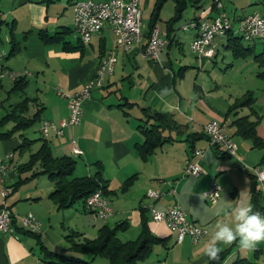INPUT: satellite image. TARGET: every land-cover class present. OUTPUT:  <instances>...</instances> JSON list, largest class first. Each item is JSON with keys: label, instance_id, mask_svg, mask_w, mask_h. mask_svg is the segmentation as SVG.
I'll return each mask as SVG.
<instances>
[{"label": "crops", "instance_id": "crops-1", "mask_svg": "<svg viewBox=\"0 0 264 264\" xmlns=\"http://www.w3.org/2000/svg\"><path fill=\"white\" fill-rule=\"evenodd\" d=\"M76 1L81 0H0L3 66L25 76L27 81L23 91L10 92L12 81L0 80V89L6 94L5 102L0 100V117L9 111L10 105L25 98L34 99L29 105V115L39 111L38 134L35 131L29 134L26 128L0 140V163L9 164L5 183L14 187L5 199L13 215L10 222L13 231L0 233V264H58L55 258H47L45 251L87 260L90 256L68 250L66 234L75 232L80 240L92 239L102 226H121L117 237L121 241H134L144 224L162 241L152 245L141 264H205L208 257L204 255V246L216 222L228 219L226 213L237 200L253 206V195L260 188L251 167L260 162L264 149L254 147L251 140L238 135L234 122L248 115L253 122L257 121V135L264 140V78L258 76L259 68L253 58L262 50V44L258 40H244L247 43L243 44L253 46L252 51L245 57H237L228 46V39L240 37L236 31L238 21L248 14L260 15L256 9L264 6V0H222L223 8L230 10L232 29L226 36L215 37V54L211 58L197 57L191 52L189 45L196 37V29H182L179 35L176 25L188 8L191 9L188 19L201 16L205 20L216 16L217 9L212 5L213 0L189 3L181 17L170 24L174 30L171 40L155 61L144 58L137 47L121 49L108 24L93 34L89 42L81 43L74 31ZM168 1L161 5L155 22L164 36L174 13V3ZM155 2L142 0L141 16L144 10H151V19ZM164 6L169 17L159 28ZM149 19L147 28L141 31L143 46L150 33ZM184 45L192 57L184 52ZM113 49L116 55L113 71L82 100L81 122L65 126L61 134L49 132L46 136L53 156H69L75 161L71 177H94L105 186L112 214L102 219L81 200L58 209L49 197L54 186L47 174L32 176L40 171L39 164L20 173L16 167L26 163L30 154L40 147L41 121L57 123L67 117L66 98L57 90L77 91L95 76L100 61ZM220 49L226 52L220 55ZM249 90L255 97L251 106L229 111L234 100ZM151 112L169 115L175 126L164 125L162 134L170 141L143 156L138 145L144 141L142 127L153 122L148 116ZM212 119L219 121L237 144V156L210 144L203 126ZM23 138L31 141L20 150L18 146ZM72 139L77 141L80 153L72 150ZM197 149H202V156L193 154ZM5 157L9 160L5 161ZM186 160L197 161L201 174L185 175ZM19 179L22 181L18 182ZM213 180L221 186V193L217 201L208 202L203 193ZM148 190L161 191L162 195L149 198ZM175 202L193 221L207 229L200 242L194 243L189 238L177 242L174 230L150 217L149 204L163 209ZM255 203V210L264 214V191L258 193ZM28 213L40 222L41 230L36 232L39 240L24 232L19 216ZM56 223L64 229L63 238L60 235L56 238L50 232ZM220 247L226 254L223 264L238 260L264 264V242L253 251L242 250L238 241ZM93 263L110 264L103 256L94 257Z\"/></svg>", "mask_w": 264, "mask_h": 264}, {"label": "built area", "instance_id": "built-area-1", "mask_svg": "<svg viewBox=\"0 0 264 264\" xmlns=\"http://www.w3.org/2000/svg\"><path fill=\"white\" fill-rule=\"evenodd\" d=\"M141 1L127 0L128 13V40L129 49L137 47L144 58L149 60H158L159 52L168 46L169 40L157 27H153L149 33L148 41L145 46L141 45ZM217 9V14L211 20H205L201 16L187 19L181 29H196V37L192 40L189 47L192 53L197 57L211 58L215 54L214 39L217 36H226L232 29V18L223 10L222 0H213ZM73 22L74 31L78 37H86L87 42L91 36L99 32V25L108 24L115 34V43H119V1L118 0H81L73 4ZM236 31L240 37L246 41L264 40V18L257 13L248 14L242 17L237 24ZM3 53L0 48V80L8 78L15 81L22 76L3 66ZM116 62L114 49L110 56V63L105 66H98L95 76L83 84L77 91L67 93L58 89L57 93L66 98L68 115L59 122L43 120L40 123L39 131L42 136H47L49 132L61 134L63 128L67 125H77L81 122L83 110L82 100L90 96L91 89L101 86L106 74L113 71ZM203 131L209 139L210 144L222 147L225 152L231 156H237V144L231 136L224 132L222 124L217 120H209L204 126ZM72 150L80 153L77 141L72 139ZM194 155L200 157L203 154L202 149L194 150ZM11 156V154H9ZM9 169L8 163H0V233H11V220L13 215L6 205V197L12 192V187L5 183V175ZM256 181L259 183L261 191H264V167L255 165L251 167ZM202 169L197 161L186 160L184 164L185 175L198 176ZM221 193V186L213 180L207 190H204L203 196L208 202L217 201ZM146 195L149 198L157 199L162 195L161 191L148 190ZM86 206L92 210L99 218H107L112 214L109 202L100 201L96 197L95 191L87 197ZM150 217L155 222H162L168 228L176 232L177 242L189 238L192 242H200L207 233V229L193 221L188 213L178 203L158 209L153 204L147 206ZM22 226L32 232H40L41 226L39 220L32 214H23L19 216Z\"/></svg>", "mask_w": 264, "mask_h": 264}, {"label": "trees", "instance_id": "trees-1", "mask_svg": "<svg viewBox=\"0 0 264 264\" xmlns=\"http://www.w3.org/2000/svg\"><path fill=\"white\" fill-rule=\"evenodd\" d=\"M166 0H156L152 17L149 23L150 31L155 27L156 19H158V13L161 5ZM174 3V13L169 20V26L167 27V38L170 42L171 33L173 29L170 24L179 19L183 11L187 8L189 3H197L198 0H172ZM215 7L214 4H212ZM196 18V16L194 17ZM264 18V17H262ZM230 32V31H229ZM228 32V33H229ZM227 33V34H228ZM262 44V50L253 55L254 60L259 68L258 76L264 78V40H259ZM229 47L232 49V53L237 57H245L252 51L250 44H243L242 37H229ZM255 41V40H253ZM12 88L10 92H21L26 87L27 81L25 76H20L12 82ZM253 91H246L241 96L237 97L233 104L229 107V111H237L242 107H250L255 101ZM34 100V99H33ZM32 99L25 98L22 101L10 105L9 111L2 117H0V140H5L13 136L14 133L31 127L39 120V111L29 115V105ZM36 105V102H35ZM153 120L148 126H143L141 132L143 133L144 141L138 145V149L143 156H146L156 146L170 141L169 137H165L163 132L164 125L175 126L172 123L171 117L167 114L160 112H151L148 115ZM236 133L245 139L251 140L254 147L264 149V140H262L256 132L257 121L251 120L248 115L238 117L235 122ZM10 125V128L6 129V126ZM42 143L38 150L30 154L26 163L18 165L16 171L18 173L32 169L35 164H39L40 171L33 172L32 176H36L40 173L47 174L48 178L52 182L54 188L50 192L49 197L58 209H63L71 206L74 202L81 200L85 203L87 197L94 191L100 190L102 194H106L105 186L94 177H71L75 161L69 156L55 157L51 153L47 138L45 136L40 137ZM31 141V140H30ZM29 140L23 138L18 148L23 150L29 145ZM258 166L264 167V156H262ZM22 181L21 179L18 182ZM13 189L14 187L11 186ZM259 189L253 195V208L256 209L257 204L255 198ZM119 227L110 228L108 226H102L98 230V234L95 238L78 239L76 233H68L65 238L69 243L68 250L81 255L90 256V259H83L75 255H63L53 252L45 251L47 258H55L54 262L58 264H94L93 258L96 256L106 257L110 264H141V261L145 259L151 252L152 245L162 241L161 238L154 236L149 229L143 226L139 237L134 241H121L117 237V230ZM24 232L32 234L39 240V235L36 232H32L24 228ZM226 254L221 252L219 259L216 261H208L205 264H223ZM232 264H249L246 260H238Z\"/></svg>", "mask_w": 264, "mask_h": 264}, {"label": "clouds", "instance_id": "clouds-1", "mask_svg": "<svg viewBox=\"0 0 264 264\" xmlns=\"http://www.w3.org/2000/svg\"><path fill=\"white\" fill-rule=\"evenodd\" d=\"M226 214L228 219L216 222L211 238L204 246V255L211 261L219 259L220 245L238 241L242 250L253 251L264 242V214L254 210L251 203L237 200Z\"/></svg>", "mask_w": 264, "mask_h": 264}, {"label": "rangeland", "instance_id": "rangeland-1", "mask_svg": "<svg viewBox=\"0 0 264 264\" xmlns=\"http://www.w3.org/2000/svg\"><path fill=\"white\" fill-rule=\"evenodd\" d=\"M169 2H170V4H171V1L169 0L167 3L169 4ZM189 10H191L190 8H188L185 12H184V14H183V19H181L178 23H177V25H176V32L177 33H179V35L183 32L182 31V29L180 28V26H182V24L188 19V18H190L189 17V14H188V12H189ZM223 10H224V12L225 13H227V14H229V12H230V10H229V8H223ZM259 13H260V15H264V6H262V7H259V8H257L256 9ZM150 11L151 10H144L143 11V14H142V16H141V31L142 32H144L145 31V29L147 28V23H148V19H149V14H150ZM169 10H168V8H167V6H164L163 8H162V11H161V20L162 21H160L158 24H159V28H162L163 27V20L164 19H168V17H169V12H168ZM188 14V15H187ZM243 42L246 44L247 42L246 41H244L243 40ZM259 48H260V45L258 46V49L257 50H259ZM184 52L188 55V56H191L192 57V55H190L191 53H190V50H189V48L187 47V46H185L184 45ZM220 51H221V53H220V55L221 54H223V53H225L226 51L224 50H221L220 49ZM256 52H258V51H256ZM227 54H229L230 55V52H227ZM220 58V57H219ZM218 58V59H219ZM215 71H217L218 72V70H215ZM207 73V72H206ZM208 74V73H207ZM222 76V73L217 77V78H220ZM228 76H230L229 74L228 75H226V76H223V79L224 78H226V77H228ZM5 96H6V94H5V90L4 89H0V100L1 101H4L5 102ZM1 114H2V112H1ZM36 129H37V123L35 124V125H33L32 127H30V128H28L27 129V132L30 134H33V131H35L36 132ZM34 132V133H35ZM36 134H38V132H36ZM16 155V154H15ZM16 157H17V155H16ZM18 158V157H17ZM5 159V161H7V160H9V159H7L6 157L4 158ZM44 179H45V177H43ZM46 180V179H45ZM1 200V199H0ZM60 214H62V212H59V215ZM53 221H55V220H53ZM55 223V222H54ZM51 234H53V236H55L56 238H59V235L60 236H62V234H64L65 232H64V229L60 226V224H58V223H56V226H55V228L54 229H52L51 231ZM61 238V237H60ZM62 238H63V236H62ZM61 238V239H62ZM60 239V240H61Z\"/></svg>", "mask_w": 264, "mask_h": 264}, {"label": "bare ground", "instance_id": "bare-ground-1", "mask_svg": "<svg viewBox=\"0 0 264 264\" xmlns=\"http://www.w3.org/2000/svg\"><path fill=\"white\" fill-rule=\"evenodd\" d=\"M119 1V43L120 48L127 51L129 50V40H128V13H127V0H118ZM104 25H99V31L103 28ZM82 42L87 43L86 37H78ZM110 56H112V50H109L105 57L99 63V66H105L107 63H110ZM96 197L100 198V201L109 202L104 194L100 190L95 191ZM87 202V199L85 203Z\"/></svg>", "mask_w": 264, "mask_h": 264}]
</instances>
